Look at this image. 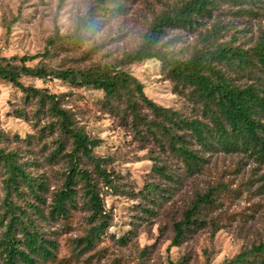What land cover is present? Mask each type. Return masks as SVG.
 Wrapping results in <instances>:
<instances>
[{
  "label": "trees",
  "instance_id": "obj_1",
  "mask_svg": "<svg viewBox=\"0 0 264 264\" xmlns=\"http://www.w3.org/2000/svg\"><path fill=\"white\" fill-rule=\"evenodd\" d=\"M134 1L96 0L71 32L62 34L56 26L44 51L0 55V79L22 92L27 103L35 104L37 119L50 117L40 132H55L56 139L45 161L63 163L59 172L62 181L48 201L49 180L34 171L39 166L37 157H26L21 145L9 146L0 129V264H40L41 258L56 256L55 241L45 236L37 219L62 220L69 225L79 208L89 214L87 231L76 239L77 245L80 253L92 250L111 225L101 183L116 186L106 165L109 157L95 152L103 138L92 136L74 109L65 104L68 93L27 85L23 76L58 79L72 87L91 86L101 91L103 106L130 126L137 140L157 146L149 155L154 160L156 180L147 193L153 197L156 194L152 192L165 190L163 186L174 190L189 178H212L174 221L176 245L203 226L209 212L232 202L242 191L240 187L245 188L244 181L236 184L226 175L227 170L216 172L214 155L240 156L234 164L236 172L252 160L264 177V31L247 40L242 30L232 26L234 17H260L264 0H175L166 4L142 33L140 42L121 57L83 67L51 64L55 50L77 48L99 28L100 16L123 13ZM228 14L235 16L226 22ZM173 29L195 33V43L170 47L165 38ZM149 59L159 61L185 108L153 100L129 71V65ZM220 214L230 213L225 209ZM173 264H186V260ZM223 264H264V239Z\"/></svg>",
  "mask_w": 264,
  "mask_h": 264
},
{
  "label": "rangeland",
  "instance_id": "obj_2",
  "mask_svg": "<svg viewBox=\"0 0 264 264\" xmlns=\"http://www.w3.org/2000/svg\"><path fill=\"white\" fill-rule=\"evenodd\" d=\"M60 1L0 0V55L22 56L44 51L56 26L62 34L71 32L78 18L96 3V0H64L62 4ZM174 1L135 0L123 13L100 16V26L90 38L73 50H55L51 64L83 67L121 57L140 42L142 33L166 4ZM17 15L19 20L14 21ZM232 15L228 14L226 22ZM234 22L232 26L242 30L247 40L255 39L264 31V12L257 18L234 17ZM9 23L11 30L7 33ZM196 37L195 33L173 29L165 41L179 49L194 44ZM128 69L144 84L150 98L164 106L184 107L185 102L162 73L158 60L133 63ZM22 80L27 85L48 87L55 93H68L65 104L74 109L92 136L103 138L102 146L95 148V152L109 157L106 165L116 180L115 187L101 183V196L111 225L90 251L80 253L76 240L88 228L89 212L85 208L75 211L69 225L62 220L37 219L45 236L54 240L57 247L56 256L41 258L40 264H84L87 258L88 264H173L181 259L186 264H223L264 239V177L252 160L236 172L234 164L240 156L214 155L216 172L227 170L226 175L235 179L236 184L244 181L245 188L240 187L242 191L232 202L209 212L203 226L176 245L174 221L181 218L194 194L206 189L212 178L207 175L189 178L174 190L163 186L165 190L152 192L156 194L153 197L147 193L148 186L156 180L154 160L149 155L157 146L137 140L130 126L103 106L101 91L91 86L72 87L58 79L23 76ZM35 110V104L27 103L22 92L0 79V129L9 146L21 145L26 157H37L39 166L34 171L49 180L50 190L46 194L49 201L62 181L59 172L63 163L45 161L56 134L48 130L41 134L50 117L42 115L37 119ZM25 138L29 140H19ZM86 165L92 167L88 162ZM225 209L230 214H220Z\"/></svg>",
  "mask_w": 264,
  "mask_h": 264
}]
</instances>
